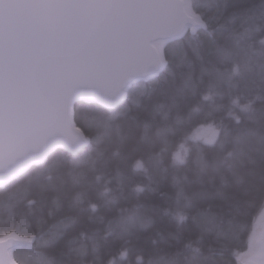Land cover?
<instances>
[{
	"label": "trees",
	"instance_id": "1",
	"mask_svg": "<svg viewBox=\"0 0 264 264\" xmlns=\"http://www.w3.org/2000/svg\"><path fill=\"white\" fill-rule=\"evenodd\" d=\"M191 2L204 27L166 44L159 76L115 108L77 103L89 144L0 190V237L33 241L19 264H236L247 251L264 204V0Z\"/></svg>",
	"mask_w": 264,
	"mask_h": 264
},
{
	"label": "water",
	"instance_id": "2",
	"mask_svg": "<svg viewBox=\"0 0 264 264\" xmlns=\"http://www.w3.org/2000/svg\"><path fill=\"white\" fill-rule=\"evenodd\" d=\"M200 20L186 0H0V190L58 151L86 147L76 104L119 106L165 70L157 43ZM31 244L0 238V264H18L14 252Z\"/></svg>",
	"mask_w": 264,
	"mask_h": 264
},
{
	"label": "rangeland",
	"instance_id": "3",
	"mask_svg": "<svg viewBox=\"0 0 264 264\" xmlns=\"http://www.w3.org/2000/svg\"><path fill=\"white\" fill-rule=\"evenodd\" d=\"M194 16L201 22L200 17H198L195 14H194ZM157 44H159L157 46L161 47L162 48V51H163L166 43L165 42H158ZM210 132L207 134L206 137H205L206 134L203 133V138H204V141L206 143H208V144H214L218 140L219 132L218 131H215V130L212 131L211 133ZM22 178H20V179H22ZM20 179H18V180H20ZM17 181H15V182H17ZM8 236H12V237H15V238H18V239L32 240V239H28V238H25V237H20L19 235L15 234V233H11L9 235H6V236L0 237V238L2 239V238H5V237H8ZM263 255H264V204H263L262 209L258 213V216L255 219V222L253 224L252 231H251V233L249 235L247 251L244 252V253H241L237 257V263L236 264H254Z\"/></svg>",
	"mask_w": 264,
	"mask_h": 264
},
{
	"label": "bare ground",
	"instance_id": "4",
	"mask_svg": "<svg viewBox=\"0 0 264 264\" xmlns=\"http://www.w3.org/2000/svg\"><path fill=\"white\" fill-rule=\"evenodd\" d=\"M186 2H187V10H188V13H189L190 15L193 16L194 13H193V11H192V9H191L190 0H186ZM157 45H159V44H157ZM158 49H159L160 52L162 53V48L158 46Z\"/></svg>",
	"mask_w": 264,
	"mask_h": 264
}]
</instances>
